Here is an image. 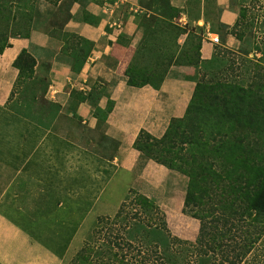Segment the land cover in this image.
<instances>
[{"label": "crops", "instance_id": "1", "mask_svg": "<svg viewBox=\"0 0 264 264\" xmlns=\"http://www.w3.org/2000/svg\"><path fill=\"white\" fill-rule=\"evenodd\" d=\"M157 1L74 2L62 33L92 44L80 71L65 58L59 31L44 22L49 27L36 22L29 38L11 39L0 54V115L15 116L6 106L19 76L14 62L25 50L36 60L34 79L45 75V98L61 116L54 124L25 120L4 127L9 139L0 140V264H64L91 213L115 207L112 214L146 175L149 186L154 180L158 190H168L169 169L152 160L140 168L144 158L134 145L140 132L160 139L173 119L185 116L197 70L172 67L159 90L128 84L126 70L144 38L138 17L152 16ZM167 4L176 12L156 15L161 20L204 32L203 61L217 46L238 49L230 34L240 16L236 0ZM213 36L219 45L211 43Z\"/></svg>", "mask_w": 264, "mask_h": 264}, {"label": "trees", "instance_id": "2", "mask_svg": "<svg viewBox=\"0 0 264 264\" xmlns=\"http://www.w3.org/2000/svg\"><path fill=\"white\" fill-rule=\"evenodd\" d=\"M40 1L0 0V54L10 46L11 39L29 38L36 22L42 28L49 27L40 23V12L37 11ZM53 1L59 3L58 0ZM76 1L72 0L69 9ZM69 9L60 29L57 22H49V25L65 37L66 44L73 39L76 41L72 47L82 48L83 53L76 51L71 54L72 60H67L77 72L87 59L92 44L75 35L62 33L65 23L71 18ZM152 13L157 19L150 34L157 33L160 24L163 29L173 30L175 50L165 58L163 54L159 58L148 34L145 35L146 27L142 25V19L147 15L138 17L141 18L139 27L144 30V38L126 70L128 84L135 88L151 86L159 90L172 67L191 66L197 70L196 86L183 118L173 119L160 139L145 131L140 132L134 147L147 160L188 178L182 213L199 220L201 228L193 243L173 238L164 211L140 195L134 197L137 222L128 232L132 239L129 241L136 240L133 234L136 230L139 241L148 243L149 239V242H156L161 254L159 264L264 263V75H259V81L248 84L226 78L216 79L226 63L222 60L221 51L214 53L209 61L201 59L204 32L182 28L161 20L158 17L162 16L160 12ZM239 25L238 19L230 34L241 41L242 36L235 32ZM183 35H187V39L180 46L179 39ZM86 48L88 51L85 53ZM155 48L158 49L157 46ZM167 58L166 65L162 61ZM147 59H155L156 62L140 64ZM14 67L19 70L17 85L27 73L34 77L36 60L23 50ZM247 69L251 74L250 68ZM124 209L123 204L114 217L100 220L120 221L127 226L134 218L124 215ZM153 218L159 223L150 227L147 219ZM175 245L178 246L176 249ZM103 253V250L96 252L97 259L102 258L100 264H108ZM78 258L89 262V250ZM115 259L111 264H129L128 261H120L117 254Z\"/></svg>", "mask_w": 264, "mask_h": 264}, {"label": "rangeland", "instance_id": "3", "mask_svg": "<svg viewBox=\"0 0 264 264\" xmlns=\"http://www.w3.org/2000/svg\"><path fill=\"white\" fill-rule=\"evenodd\" d=\"M78 1L83 3L87 2V0ZM58 2L55 4L53 0H41L37 4V11L39 10L40 12L38 15H40L41 25L43 22L48 25L49 22H57L58 28L60 29V24L67 16V11L72 0H58ZM157 4L160 7L156 8V12H160L165 17L172 16L173 12L170 11L167 0H158ZM236 5L239 9L240 25L235 32L239 36H242V40H238L239 46L236 50H226L219 46L215 47L214 53L221 51V56H223L222 60L226 63L223 72L217 73L216 79L223 80V78H226L225 80L245 81L248 84L253 81H259V75H264V0H236ZM140 19L138 18L139 23ZM156 19L155 16H151L150 18L148 16L147 18L144 17L142 19V25L147 28H144L145 35L148 34L149 42L154 44L153 49L157 51V56L160 58L163 54L165 58L166 54L168 55L175 50V32L169 28L163 29L160 24L157 28L159 29L158 32L150 34ZM219 31L217 30L216 32L218 35ZM62 37L65 39L64 36ZM184 37H186V41L187 35H183L179 39L180 46L184 45V43L180 42ZM75 41L71 39L67 44L65 43L63 50L65 51V58L67 60H72L71 54L76 51L78 54L83 53L80 46L72 47ZM156 46L158 49L155 48ZM84 51L86 53L88 48L86 50L84 49ZM153 62H156L155 59L152 61H148L147 59L140 64L144 65ZM162 63L167 65L168 58L163 60ZM247 68H250L251 74L247 73ZM45 90H47L45 75L34 79V77H30L29 73H27L24 79L17 83L10 102L6 106L15 116L6 117L2 114L0 115V140L8 141L9 133L6 129L10 124L29 120L37 124L48 125L54 124L55 120H59V107L46 100L44 95V93L46 94ZM142 158H144V161L140 164V168H143L146 161H148L144 155ZM169 171L172 175L171 179L173 180H170V182L166 181L169 187L168 190L164 191L162 189L163 187L158 190L157 181L153 179V186H149L148 181L151 177L146 175V180L139 183L140 188L135 191H127L121 205L112 214H108V212H111L115 207L113 209L109 207L111 211H103L99 209V206V210L96 213H91L88 217L89 219L85 223L82 222L79 240H76L74 244L68 246L69 251L65 254L64 264H90L89 262L91 264H100L102 258L97 259L96 252L101 250L104 251V260L108 264L116 260V254L121 259L120 261H128L129 264H159L161 254L156 242H149V239V244L144 241V243L139 241V237H137L139 233L136 230L133 231L136 240L129 241L128 232L130 228L134 227V222H137L134 218V215L137 214L134 207L136 205L134 197L140 195L147 197L164 211L168 229L173 238L190 243L196 241L200 232L201 223L199 220L182 213L188 178L175 171ZM123 204L125 206L124 215L134 218L129 225L124 226L120 221L107 222L100 220L106 217H114ZM85 208L86 206L82 207V216H84L83 210ZM158 223L155 221V218L147 219V225L150 227H155ZM141 233L144 234V232ZM108 246L110 247L108 248ZM177 247L175 245L174 249ZM86 250L90 252V261L82 262L78 257L82 256ZM260 264H264L263 261Z\"/></svg>", "mask_w": 264, "mask_h": 264}, {"label": "built area", "instance_id": "4", "mask_svg": "<svg viewBox=\"0 0 264 264\" xmlns=\"http://www.w3.org/2000/svg\"><path fill=\"white\" fill-rule=\"evenodd\" d=\"M211 43L214 44V45H219V43H220L219 37L213 36L211 38Z\"/></svg>", "mask_w": 264, "mask_h": 264}]
</instances>
